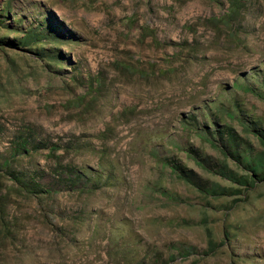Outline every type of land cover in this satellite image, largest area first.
Listing matches in <instances>:
<instances>
[{
	"label": "rangeland",
	"instance_id": "374dc122",
	"mask_svg": "<svg viewBox=\"0 0 264 264\" xmlns=\"http://www.w3.org/2000/svg\"><path fill=\"white\" fill-rule=\"evenodd\" d=\"M29 30L45 33L32 49L0 44V162L34 129L58 150L12 166L57 191L0 173V264H264V182L195 159L244 174L215 146L223 126L263 148L264 0H0V39Z\"/></svg>",
	"mask_w": 264,
	"mask_h": 264
},
{
	"label": "trees",
	"instance_id": "16d2710c",
	"mask_svg": "<svg viewBox=\"0 0 264 264\" xmlns=\"http://www.w3.org/2000/svg\"><path fill=\"white\" fill-rule=\"evenodd\" d=\"M234 10L235 8L233 6L232 11ZM44 34L45 33L38 32L37 30H29L19 41L0 39V44L17 49L23 48L24 46H30L32 49L34 45L37 46V44L43 40ZM36 54L43 56V48H37ZM240 119L242 120V118ZM253 129L251 130H253L254 134L263 146L261 151H257L255 153H253L249 147L242 148L244 146L243 143H240L241 137L231 127L223 126L222 129L215 128L214 132L211 133L214 137L217 135L219 141L223 144L222 147L219 144H215V146L221 150L222 154L227 159L231 158L240 167H242L244 174H240L235 169H232L227 162L215 161L212 164L209 163L210 161L208 159L203 161L202 158H198V156L195 157V159L198 162H201V164L205 163V165L216 175H219L237 185L253 187L257 183L264 182V127L257 128L254 126ZM34 135L35 130L29 128V130L26 129V131L21 132L17 136V139L10 145L9 156L4 157V159L0 162V173L12 181L13 185L16 186L23 195L36 196V194H41L52 196L57 189L52 187L50 183H44L41 180H37L35 177L30 175L28 171L17 170L12 166V161L18 157L30 155L33 150L49 149L51 153H55L56 150H58V144L51 141H37L33 138ZM33 140L35 142H33ZM58 157H60V155ZM171 167L173 171H178L182 178L191 181L202 191L212 193L213 195L223 194L222 191H226L221 185L210 187L205 181L198 180L195 174H190V171L180 164H171ZM68 171L70 172V176L64 175L63 171H61L60 174L57 175V181L59 180L60 182H65L67 187L74 191L78 188L76 185L83 177L79 172L77 173L74 170ZM184 251L185 252L183 253L185 257L195 253L193 247L186 248Z\"/></svg>",
	"mask_w": 264,
	"mask_h": 264
}]
</instances>
